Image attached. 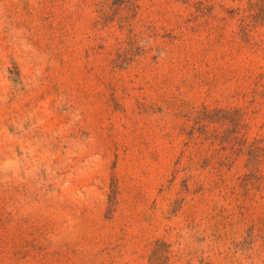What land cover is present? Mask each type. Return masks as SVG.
<instances>
[{"label": "rangeland", "instance_id": "374dc122", "mask_svg": "<svg viewBox=\"0 0 264 264\" xmlns=\"http://www.w3.org/2000/svg\"><path fill=\"white\" fill-rule=\"evenodd\" d=\"M0 264H264V0H0Z\"/></svg>", "mask_w": 264, "mask_h": 264}]
</instances>
